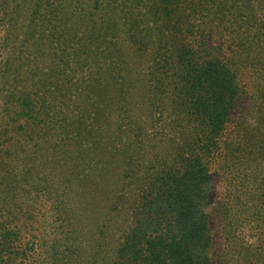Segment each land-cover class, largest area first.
Segmentation results:
<instances>
[{"label":"trees","instance_id":"trees-1","mask_svg":"<svg viewBox=\"0 0 264 264\" xmlns=\"http://www.w3.org/2000/svg\"><path fill=\"white\" fill-rule=\"evenodd\" d=\"M247 72L264 143V0H0V264H30L39 200L48 264H217Z\"/></svg>","mask_w":264,"mask_h":264},{"label":"rangeland","instance_id":"rangeland-1","mask_svg":"<svg viewBox=\"0 0 264 264\" xmlns=\"http://www.w3.org/2000/svg\"><path fill=\"white\" fill-rule=\"evenodd\" d=\"M252 76L250 72L245 75L248 97L237 111V116L244 121L248 131L236 133L237 129L233 130V135L227 142L234 139L239 148L234 158H229L230 151L227 148L230 147L226 145L224 155L213 171V208L217 212L211 226L217 264H264V143L261 138L251 135L258 114L256 109L251 108L249 99L255 89H260L262 83ZM41 201L37 206L42 205L38 210V216H42H39L37 223H31L34 224L33 234L37 236V241L34 252H30V264H48L49 260H54L57 250L60 251L63 245L60 223L55 221L51 211L45 209L49 204ZM41 209L44 212L41 213ZM96 212L100 216L104 215L103 210L98 209ZM98 218L97 216L89 226L91 233L101 227ZM120 225V222H110L109 241L118 236V228H123ZM98 237L96 241H99ZM27 238L30 236L27 235ZM94 240L95 238L92 239L93 243ZM101 242L102 240L99 243Z\"/></svg>","mask_w":264,"mask_h":264}]
</instances>
